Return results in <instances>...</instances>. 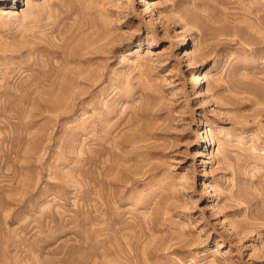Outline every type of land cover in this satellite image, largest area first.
<instances>
[{
    "label": "rangeland",
    "instance_id": "374dc122",
    "mask_svg": "<svg viewBox=\"0 0 264 264\" xmlns=\"http://www.w3.org/2000/svg\"><path fill=\"white\" fill-rule=\"evenodd\" d=\"M0 264H264V0H0Z\"/></svg>",
    "mask_w": 264,
    "mask_h": 264
}]
</instances>
